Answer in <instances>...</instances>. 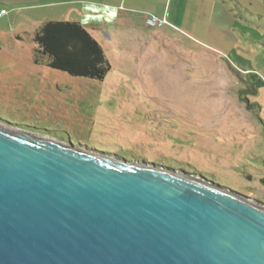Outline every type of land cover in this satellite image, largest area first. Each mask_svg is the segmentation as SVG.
Here are the masks:
<instances>
[{
	"label": "rangeland",
	"instance_id": "rangeland-1",
	"mask_svg": "<svg viewBox=\"0 0 264 264\" xmlns=\"http://www.w3.org/2000/svg\"><path fill=\"white\" fill-rule=\"evenodd\" d=\"M238 1L235 51L197 66L157 52L140 72L113 62L104 81L36 65L34 16L0 17V125L264 202V0Z\"/></svg>",
	"mask_w": 264,
	"mask_h": 264
},
{
	"label": "water",
	"instance_id": "water-1",
	"mask_svg": "<svg viewBox=\"0 0 264 264\" xmlns=\"http://www.w3.org/2000/svg\"><path fill=\"white\" fill-rule=\"evenodd\" d=\"M0 264H264V202L0 125Z\"/></svg>",
	"mask_w": 264,
	"mask_h": 264
},
{
	"label": "crops",
	"instance_id": "crops-1",
	"mask_svg": "<svg viewBox=\"0 0 264 264\" xmlns=\"http://www.w3.org/2000/svg\"><path fill=\"white\" fill-rule=\"evenodd\" d=\"M0 4L12 11L4 7L0 17L34 16L32 36L47 21L81 23L101 44L111 68L115 62L124 72H140L162 51L177 54L181 65L190 59L194 66L209 64L213 53L221 57L235 51L241 30L232 0H0ZM158 22L165 23L148 27Z\"/></svg>",
	"mask_w": 264,
	"mask_h": 264
},
{
	"label": "trees",
	"instance_id": "trees-1",
	"mask_svg": "<svg viewBox=\"0 0 264 264\" xmlns=\"http://www.w3.org/2000/svg\"><path fill=\"white\" fill-rule=\"evenodd\" d=\"M33 41L36 44V65H45L72 77L97 81H104L112 71L101 44L79 22L47 21L38 29ZM250 75L261 83L255 72ZM247 106L250 109V105ZM260 183L264 186V177Z\"/></svg>",
	"mask_w": 264,
	"mask_h": 264
},
{
	"label": "built area",
	"instance_id": "built-area-1",
	"mask_svg": "<svg viewBox=\"0 0 264 264\" xmlns=\"http://www.w3.org/2000/svg\"><path fill=\"white\" fill-rule=\"evenodd\" d=\"M5 13H6V12L3 11V14H5ZM164 23H165V22L150 23V24L148 25V27H149L150 29L158 28V27H161Z\"/></svg>",
	"mask_w": 264,
	"mask_h": 264
}]
</instances>
